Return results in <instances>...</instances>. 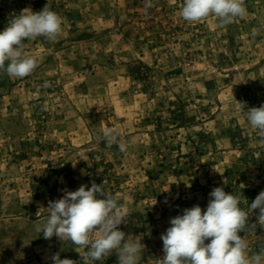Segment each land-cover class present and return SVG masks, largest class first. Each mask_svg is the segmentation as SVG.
Here are the masks:
<instances>
[{
    "label": "rangeland",
    "instance_id": "1",
    "mask_svg": "<svg viewBox=\"0 0 264 264\" xmlns=\"http://www.w3.org/2000/svg\"><path fill=\"white\" fill-rule=\"evenodd\" d=\"M147 2L0 0V31L46 4L63 20L55 41H25L31 75L0 71V264H52L57 252L80 264L85 249L35 225L41 206L92 181L118 200L140 264H158L170 219L206 210L214 187L249 205L264 190V141L245 118L264 104V0H245L226 27L184 21L183 0H151L145 14ZM109 126L126 152L102 140ZM239 235L249 254L264 248V228Z\"/></svg>",
    "mask_w": 264,
    "mask_h": 264
},
{
    "label": "clouds",
    "instance_id": "2",
    "mask_svg": "<svg viewBox=\"0 0 264 264\" xmlns=\"http://www.w3.org/2000/svg\"><path fill=\"white\" fill-rule=\"evenodd\" d=\"M152 7L145 4V14ZM247 9L245 0H183L180 17L195 23L211 16L217 18L218 27H226L236 18H243ZM63 20L46 4L35 12L22 10L0 31V71L9 77L23 79L39 66L38 60L25 52V41L45 37L55 41L62 32ZM241 103V102H240ZM244 103H241L243 109ZM245 118L264 141V104L247 108ZM108 147L117 146L121 153L127 146L111 126L103 132ZM225 184V181H224ZM206 210L199 205L183 210L182 215L170 219V227L161 235L163 256L158 264H264V248L249 254L246 237L240 232L264 228V190L249 205L246 198L228 193L224 187H214L209 193ZM48 217L35 225L45 240L53 237L70 241L85 249L80 264H96L116 254L117 264H140L144 245L128 239L119 226L124 223L118 200L102 184L91 182L75 191L64 190L57 200H49ZM255 214V222L252 216ZM206 241H209L206 243ZM52 264H78L60 254L51 256Z\"/></svg>",
    "mask_w": 264,
    "mask_h": 264
}]
</instances>
